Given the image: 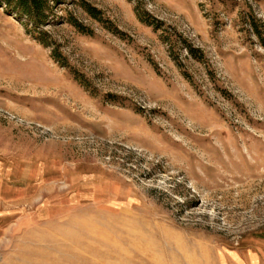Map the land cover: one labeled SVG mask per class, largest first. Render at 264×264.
I'll return each instance as SVG.
<instances>
[{"label":"rangeland","instance_id":"obj_1","mask_svg":"<svg viewBox=\"0 0 264 264\" xmlns=\"http://www.w3.org/2000/svg\"><path fill=\"white\" fill-rule=\"evenodd\" d=\"M54 13L0 4V264H264V0Z\"/></svg>","mask_w":264,"mask_h":264},{"label":"trees","instance_id":"obj_2","mask_svg":"<svg viewBox=\"0 0 264 264\" xmlns=\"http://www.w3.org/2000/svg\"><path fill=\"white\" fill-rule=\"evenodd\" d=\"M0 4L6 5L9 10L14 11L18 15L27 17L29 22L36 30L47 24L48 20H50V18L55 15L54 7H56L57 4H60V0H0ZM80 6L92 19L104 23L102 12L100 10L91 6L85 1L81 2ZM66 22L82 34H93L92 30L87 28L78 18L74 17L73 15H70ZM42 36L43 35L41 34H37L35 35V39L41 44L47 46L43 40L44 36ZM187 49L190 54L194 56L198 51L190 45L187 46ZM53 57L55 59L58 58L56 51L54 52Z\"/></svg>","mask_w":264,"mask_h":264}]
</instances>
